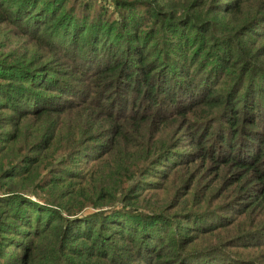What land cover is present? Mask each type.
<instances>
[{
    "label": "trees",
    "instance_id": "16d2710c",
    "mask_svg": "<svg viewBox=\"0 0 264 264\" xmlns=\"http://www.w3.org/2000/svg\"><path fill=\"white\" fill-rule=\"evenodd\" d=\"M0 264H264V0H0Z\"/></svg>",
    "mask_w": 264,
    "mask_h": 264
}]
</instances>
